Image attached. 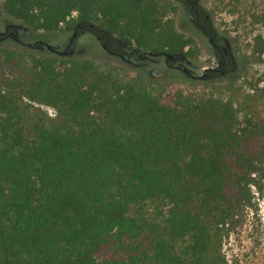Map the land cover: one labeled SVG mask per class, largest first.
I'll list each match as a JSON object with an SVG mask.
<instances>
[{
  "label": "trees",
  "instance_id": "trees-1",
  "mask_svg": "<svg viewBox=\"0 0 264 264\" xmlns=\"http://www.w3.org/2000/svg\"><path fill=\"white\" fill-rule=\"evenodd\" d=\"M177 10L2 0L32 37L76 28L192 59ZM238 114L181 91L162 104L143 80L90 60L0 47V264H228L222 232L264 178V128Z\"/></svg>",
  "mask_w": 264,
  "mask_h": 264
},
{
  "label": "rangeland",
  "instance_id": "rangeland-1",
  "mask_svg": "<svg viewBox=\"0 0 264 264\" xmlns=\"http://www.w3.org/2000/svg\"><path fill=\"white\" fill-rule=\"evenodd\" d=\"M204 9L210 14L213 28L227 39L234 55L235 69L225 77L188 81L165 71L163 65L158 64L156 68L162 73L161 78L146 81L137 72L112 62L87 36L81 40L85 52L79 58L90 60L102 69L113 70L123 80H143L162 104L169 105L175 91L192 97L231 101L239 113V119L244 115L253 116L264 128V24L261 21L264 17V0H207ZM169 17L178 33L193 40V65L198 69L197 75H201L205 68L214 63L207 41L188 36L179 14H169ZM13 23L3 14L0 0V32ZM33 37L55 45L65 42L69 35L59 30L51 34L39 32ZM0 47L25 55H40L11 41L0 42ZM43 110L53 115L50 109ZM256 183L257 186L251 188V206L235 211L231 224L222 232V253L228 264H264V178Z\"/></svg>",
  "mask_w": 264,
  "mask_h": 264
},
{
  "label": "flooded vegetation",
  "instance_id": "flooded-vegetation-1",
  "mask_svg": "<svg viewBox=\"0 0 264 264\" xmlns=\"http://www.w3.org/2000/svg\"><path fill=\"white\" fill-rule=\"evenodd\" d=\"M173 1L178 7L176 13L180 16V22H184L185 29H187L186 34L190 37H201L208 43L210 54L214 63L209 68H205L201 75H197L198 69L194 68L193 60L185 57L184 55L173 56V58L184 56L183 60L176 61H171L169 59L166 60V58L161 55V53L165 52L155 53L157 56L145 58L149 51L138 50L133 43L130 45L126 42H120L118 40L111 41L108 39L101 42L104 38L92 39L95 41L96 45L101 48L106 57H108L112 62L137 72L144 77L146 81L161 78L162 73L159 72V68H156L158 64L163 65L162 69L165 71H169L176 76L179 75L182 79L188 81H210L225 77L232 73L236 66L234 55L230 50L227 39L223 35L219 34L212 26L210 14L204 9L207 0ZM10 25L11 24L6 25L3 32H1L3 35H0V42L11 41L18 46L31 49L40 55L50 53L54 56L60 57L55 52L47 51L45 45L40 43L42 42L50 45L54 50H58L60 52L65 51V53L70 54V57L68 58L64 56L61 58L69 60L80 59V55H78V53L84 49L81 47V40L85 37V35L82 32H78L76 28L71 32H67L69 37L65 42L51 45L46 41L35 39L29 32L25 33L18 31L17 34H11L14 31L9 27ZM139 55H141V57H138ZM150 75L154 78L150 79Z\"/></svg>",
  "mask_w": 264,
  "mask_h": 264
},
{
  "label": "water",
  "instance_id": "water-1",
  "mask_svg": "<svg viewBox=\"0 0 264 264\" xmlns=\"http://www.w3.org/2000/svg\"><path fill=\"white\" fill-rule=\"evenodd\" d=\"M9 27L11 29H13V31H14L11 34H17L18 31H22V32H25V33L28 32V29L25 26L20 25V24H11ZM0 35H3V33L0 32ZM40 43L45 45V48H46L47 51L55 52L60 57H62V56L67 57V58L70 57V54L69 53L68 54L65 53V51L60 52L58 50H54L50 45H48L46 43H42V42H40ZM84 52H85V50L82 49L81 51H79L78 55L81 56V55L84 54ZM161 55H163L166 58V60L169 59L171 61L183 60L184 59V56H181L179 58H173V56H171L170 54L161 53ZM153 56H157V55L155 53H153V52H149V53L146 54L145 58L146 57H153ZM138 57H141V55H139ZM149 77H150V79H153L154 78L152 75H150Z\"/></svg>",
  "mask_w": 264,
  "mask_h": 264
}]
</instances>
